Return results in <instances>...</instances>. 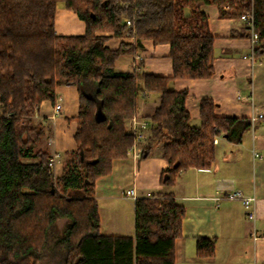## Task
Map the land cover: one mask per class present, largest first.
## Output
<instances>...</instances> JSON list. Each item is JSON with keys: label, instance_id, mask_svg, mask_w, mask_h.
Returning <instances> with one entry per match:
<instances>
[{"label": "trees", "instance_id": "16d2710c", "mask_svg": "<svg viewBox=\"0 0 264 264\" xmlns=\"http://www.w3.org/2000/svg\"><path fill=\"white\" fill-rule=\"evenodd\" d=\"M59 1L84 20V34L56 32ZM206 3L222 17H240L253 7L260 34L255 51L264 53V0H0V264H175L186 209L174 195L138 197L134 236L104 235L95 184L112 171L114 159L129 155L134 136L126 122L137 115L144 91L160 93L161 102L147 118L150 140L139 159L163 143V185L174 184L189 167L211 168L214 139L224 134L240 141L252 124L216 115L217 103L207 97L201 125L194 126L185 106L188 91L169 86L174 79L214 73ZM99 32L134 35L135 41L111 48ZM146 38L169 44L172 75L115 70L118 58L135 53ZM90 81L97 83L95 91ZM60 84L78 87L79 124L77 148L56 177L42 145L46 127L35 117ZM60 220H66L62 227ZM215 253V238H197V256Z\"/></svg>", "mask_w": 264, "mask_h": 264}, {"label": "crops", "instance_id": "0c3cea01", "mask_svg": "<svg viewBox=\"0 0 264 264\" xmlns=\"http://www.w3.org/2000/svg\"><path fill=\"white\" fill-rule=\"evenodd\" d=\"M202 8L215 36L214 73L207 78L174 79L169 84L171 89L188 91L185 106L191 116L190 123L201 125V102L207 97L217 103L215 114L218 116L250 119L252 114L264 113V53L258 54L256 50L255 58H249L251 41L247 26L239 17H222L212 3L203 4ZM85 29L84 20L65 2H58L56 32L81 35ZM99 34L108 37L106 45L111 48L119 47L122 41H135V37L129 35ZM142 46L135 53L120 56L115 70L173 74L169 44H156L146 38L142 40ZM90 88L95 91L97 83L90 81ZM160 102V93L142 92L138 97L137 115L148 118ZM57 103L62 104L59 110L55 108ZM78 111V87L60 84L56 87L55 99L43 100L36 113V121L47 129L50 156L60 153L54 168L56 177L63 174L69 152L77 148L74 135L79 124ZM244 124L242 121L237 123L236 133ZM126 126L129 129L130 119ZM149 140L143 145H148ZM163 153V143H160L147 158L140 160L133 154L116 158L112 171L96 180L100 233L134 236L135 201L125 197L129 187H136L137 198L170 192L186 209L183 234L176 242L175 264H264V118L245 128L240 141L231 140L224 134L218 136L213 166L181 170L172 185L160 183L161 172L168 166ZM235 190L254 198L256 218L247 217L241 200L221 197ZM199 237L215 238L214 256H197Z\"/></svg>", "mask_w": 264, "mask_h": 264}, {"label": "built area", "instance_id": "2783aa9c", "mask_svg": "<svg viewBox=\"0 0 264 264\" xmlns=\"http://www.w3.org/2000/svg\"><path fill=\"white\" fill-rule=\"evenodd\" d=\"M239 18L247 26L249 38L251 41V50H252L249 55V58L254 59L255 58L254 56L255 48L257 44H259V41H260V34L256 30L255 13H254L253 7H251L246 12L242 13V15ZM131 36L135 37L134 35H131ZM55 108L56 110L61 109L62 104L57 103ZM261 118H264V113L258 112L256 114H252L250 117V120L252 123H254L256 120H259ZM128 131L132 133V135L134 136V142L129 150V154H133L135 157H140L143 151V143L146 142L150 136V121L147 118H142V117H139L138 115H135L130 119V127ZM214 142L215 143L218 142V137L214 139ZM256 155L258 154L256 153ZM59 158H60L59 152H55L49 158V166L53 172H54V168L56 167V164ZM125 197L130 198L135 201L137 199L136 187L131 186L128 189H126ZM221 197L241 200L242 204L244 205L246 209L247 217H249L250 219L256 218L253 197L245 196L240 190L230 191L228 193L221 195Z\"/></svg>", "mask_w": 264, "mask_h": 264}, {"label": "rangeland", "instance_id": "374dc122", "mask_svg": "<svg viewBox=\"0 0 264 264\" xmlns=\"http://www.w3.org/2000/svg\"><path fill=\"white\" fill-rule=\"evenodd\" d=\"M60 2V1H59ZM35 120H36V117H35ZM37 122V121H36ZM37 123H39V122H37ZM46 133H47V129H46ZM46 136V135H45ZM43 137V141H42V145L45 147V146H47V145H49L48 144V140H47V136L46 137ZM49 142H50V140H49ZM68 159H69V157H68ZM67 161V160H66ZM65 222H66V220H60V222H59V226L60 227H62V226H64V224H65Z\"/></svg>", "mask_w": 264, "mask_h": 264}, {"label": "water", "instance_id": "95a60500", "mask_svg": "<svg viewBox=\"0 0 264 264\" xmlns=\"http://www.w3.org/2000/svg\"><path fill=\"white\" fill-rule=\"evenodd\" d=\"M177 164H175L174 166H176Z\"/></svg>", "mask_w": 264, "mask_h": 264}]
</instances>
